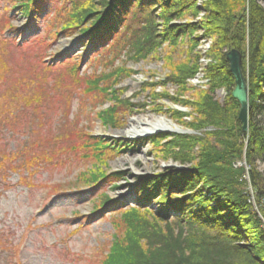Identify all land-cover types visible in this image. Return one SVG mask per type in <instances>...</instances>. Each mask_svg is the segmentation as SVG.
<instances>
[{"label":"trees","instance_id":"16d2710c","mask_svg":"<svg viewBox=\"0 0 264 264\" xmlns=\"http://www.w3.org/2000/svg\"><path fill=\"white\" fill-rule=\"evenodd\" d=\"M223 1L225 0H214L216 4L214 8H217L218 12L216 20L226 19L230 21L231 26L224 30L215 28L214 31L218 32L222 45L227 44L229 49L238 50L244 55L242 49L244 46L240 44L243 36L240 35L237 39L235 32L239 27L234 31L232 27L234 21L230 20L233 10L241 8L244 0H226L227 6ZM259 1L264 0H252L249 17L251 61L257 68L260 62H264V9L257 5ZM7 2L6 8L0 11V147L6 141L3 138L4 134L17 137L23 127L29 132L35 127L38 136L42 135L45 126L42 121L49 118L47 113L70 108L77 94L76 90L93 101L99 96L101 99L99 104L104 105L102 100H107L109 95L107 89L112 90L119 80L114 81L117 77L113 76L107 78L103 72L102 77H79L83 62L86 64L101 62L108 66L109 56L117 58L119 55V51L117 52L119 47L115 45L119 40H123L120 39L122 30L123 37L130 33L131 37L126 40L131 42L132 52L135 51L133 62L147 59L159 39V35L154 33L156 27L153 26V17L158 16L160 8L166 13H175L183 7L181 0H7ZM229 2L235 4V7L230 8ZM52 3H56L59 10L50 15L45 25L41 26V30L39 23ZM16 13L18 17L26 20L24 26L14 25ZM127 20L130 21L131 29L129 25L127 26ZM137 22H141L142 26H137ZM222 23L224 25V21ZM61 37L75 39L76 44L72 49L49 53L51 46L56 45V41ZM119 43L122 45L123 42ZM32 45L37 48L31 55L34 63L31 59L23 63L22 59L27 56V49ZM76 50L83 53L76 55L74 53ZM132 52H129V57ZM96 54L100 58L93 59ZM212 54L211 58L217 63L207 67V75L213 83L221 80L231 82L233 86L228 95V108L223 109L214 102L212 94L216 86L203 97H198L196 101L195 109L200 115L198 119L201 124L208 123L216 130L211 133L214 143H204L201 139L194 140L198 142L200 151L197 168L176 176L170 175L165 179L155 178L134 185L135 189L129 195L133 207L129 209L124 210L125 202L115 200L105 193L93 199L94 214L107 210L117 232L102 264H264V230L253 206L246 200L243 186L239 184L242 173L234 168V165L241 161L251 167L252 183L264 214V175L254 170L258 161L264 162V74L259 76V83L255 82L253 76L249 81L250 130L244 133L238 118L241 107L232 97L235 79L230 73L226 54L218 56L217 51ZM245 69L246 65L243 62L244 73ZM191 75L193 73L187 77ZM171 82L180 85L177 81ZM115 101L111 100L116 105L115 109L109 108L97 113L106 128L119 127L124 123V116L133 111L130 102L119 98ZM230 107L236 109L238 113L229 119L232 113ZM65 124L66 122L61 124L62 130L55 131L54 137L51 134H49L51 138L47 134L44 135L52 147L51 151L42 150L30 154L27 144L23 145V141L18 138H16L18 144L11 150L10 146L5 145L0 152L2 180L5 181L11 174L7 171L9 167L11 171L15 170V167H12L14 161L31 159L28 161L29 166L41 160L54 163L59 157L61 159L70 155L69 153L77 154L84 148L88 151L86 152L88 156L93 159L100 157L101 164L108 166L115 158L113 153L119 155L132 152L138 147L137 143L144 141L128 142L88 133L84 135L86 139H82L84 143L77 146L73 143L75 134H71V127ZM6 127L14 131L11 134L3 132ZM245 139L248 142L246 147L241 144V140L243 142ZM34 144L36 141L33 142V146ZM186 147L185 150L190 151L187 153L191 154V157L175 158L182 162L196 160L193 148ZM99 167L98 170H92L89 175L83 177L77 188L85 187L94 191L103 180L111 179L109 181L114 183L119 177H123L121 172L109 175L102 166ZM196 179L201 182V189L207 191L204 195L193 191ZM186 226L188 229H184ZM189 230H192L190 236L185 235ZM3 247L5 244L2 240L0 249L4 250ZM8 248L13 250L10 246Z\"/></svg>","mask_w":264,"mask_h":264},{"label":"rangeland","instance_id":"374dc122","mask_svg":"<svg viewBox=\"0 0 264 264\" xmlns=\"http://www.w3.org/2000/svg\"><path fill=\"white\" fill-rule=\"evenodd\" d=\"M181 1L183 7L175 13H166L160 8L157 12L158 16L153 17V26L156 27L154 33L159 35V39L147 59L133 62L132 57H134L135 51L132 52L131 42L126 40L131 37L130 33L123 37L122 30L120 39L123 40H119L115 45V47H119L117 49L119 55L117 58L109 56L108 66L101 62L95 64L83 62L79 77H98L103 72L105 77L113 76L118 78L114 81L119 80L118 85L114 84L112 90L107 89L109 95L107 100H102L104 105L99 104L101 102L99 96L93 101L92 98L89 99L81 91L76 90L77 94H75L70 108H66L65 111L60 109L47 113L49 118L42 121V124L45 125L42 135L38 136L35 127L29 132L23 126L17 137L13 138L9 134L3 135L6 141L1 144L0 152L5 145L6 147L10 146L11 150L18 144L16 139L18 138L21 142L23 141V145L27 144L30 154L42 150L44 152L51 151L52 147L44 135L51 134L54 137L55 131L62 130L60 129L63 127L61 124L65 122L66 126L71 127V134H75L73 143L77 146L84 143L82 139H86L84 135L88 133L97 137H112L128 142L144 141L137 143L138 147L132 152L119 155L113 153L115 158L108 163V166L101 164L100 157L93 159L88 156L86 153L88 151L84 148L77 154H75L76 152L69 153L70 155L61 157L63 160L59 157L54 163L41 160L37 164L29 166L28 161L31 159L14 161L12 167H15V170L11 171V168H8L7 171L11 174L5 181L2 180L0 174V244L2 246V240L5 244L3 247L5 249H0V264H102L101 262L109 252L117 232L107 210L94 214L93 199L97 195L105 193L115 200L125 202L123 209L126 210L133 207L129 195L135 189L134 185L150 179L176 176V174L189 172L198 167L200 151L198 142L194 140L201 139L204 143H214L211 133L216 130L208 123L201 124L198 119L200 115L195 109V105L198 97H203L216 86L212 94L214 102H217L223 109L229 107H227L228 95L233 88L231 82L219 80V82L213 83L210 76L207 75L206 69L209 65L217 63L211 58L212 52L216 53L217 51L218 56L226 54L227 57V53L232 51L227 44L224 46L219 42L218 32L214 31L215 28L224 30L231 24L226 19L222 20L224 25H222V21L216 20L218 12L217 8H214L216 5L214 0ZM243 2L241 8L232 9L230 20L234 21L232 26L234 31L239 27L235 32L237 39L240 35L243 36L240 41L241 46H244L242 47L244 55L241 53L242 64L244 62L246 65L243 74L249 85L251 76L254 77L255 82L259 83V76L264 74V62H260L261 64L257 68L251 61L252 42H250L249 34V17L252 0ZM7 3V0H0V11L6 8ZM223 3L227 6L226 0ZM257 5L264 9V1L257 2ZM228 6L234 8L235 4L229 2ZM58 10L59 7L56 3L50 4L47 12L42 16L39 29L42 30L41 26L43 27L50 15H54ZM10 14L12 15L13 12ZM126 22L131 29L130 21ZM141 22H137L136 25L141 27ZM25 24L26 20L16 17L14 21L16 27ZM120 41L123 42L122 45L119 43ZM55 44L51 46L49 53L72 49L76 41L61 37ZM34 46L27 49L28 53L25 57L27 59H22L23 63H27L30 59L34 63L31 58L37 49ZM129 52L133 53H131V58L128 56ZM74 53L77 55V53L82 54L83 52L76 50ZM95 58L100 57L96 54L93 59ZM192 73L193 75L187 77ZM172 80L179 82L180 85H175V82H171ZM118 98L130 102V108L132 107L133 111L124 116V123L119 127L106 128L97 113L109 108L113 109L116 105L111 100L115 101ZM229 109L232 112L229 119L234 118L238 113L237 110L231 107ZM163 117L177 129L174 131H152L142 138L134 135L132 124L135 121H152ZM35 121L38 120L35 119ZM231 126L234 125L231 124ZM12 131H14L12 128H7L3 132L11 134ZM24 131L26 136H24ZM28 133L29 135H27ZM55 136L57 137V135ZM34 141L36 144L33 146ZM242 143L245 147L248 144L247 140H243V142L241 140ZM186 146L193 148L192 152L193 156H196V160L182 162L176 159L191 157V154L187 153L190 151L185 150ZM99 166H102L109 175L121 172L123 177H119V180L114 183L109 181L111 179L103 180L94 191L87 190L85 187L77 188L80 185L78 183L83 180L82 178L89 175L90 171L98 170ZM255 166L254 170L263 176L264 162L258 161ZM234 168L242 173L239 177V184L243 186L246 200L253 206L264 230V214L258 203V194L255 191L254 183H252L251 167L241 161L237 162ZM200 183L199 179L195 180L194 185L196 186L193 191L204 195V192L207 191L201 189ZM115 186L121 188L118 189ZM184 229H188V227L186 226ZM190 231L192 230L186 231L185 235L190 236ZM6 242L8 246H6ZM9 246L13 250H10Z\"/></svg>","mask_w":264,"mask_h":264},{"label":"water","instance_id":"95a60500","mask_svg":"<svg viewBox=\"0 0 264 264\" xmlns=\"http://www.w3.org/2000/svg\"><path fill=\"white\" fill-rule=\"evenodd\" d=\"M227 54V60L230 64V73L234 76L236 86L232 92V97H234L241 107L239 118L243 132L247 133L249 131V114L251 107L249 106V85L243 74L242 54L238 50H232Z\"/></svg>","mask_w":264,"mask_h":264},{"label":"bare ground","instance_id":"6f19581e","mask_svg":"<svg viewBox=\"0 0 264 264\" xmlns=\"http://www.w3.org/2000/svg\"><path fill=\"white\" fill-rule=\"evenodd\" d=\"M132 131L134 135L139 137H144L145 134H150L152 131H163V130H168V131H174L177 129L176 126H174L170 121H168L165 117L159 118V119H153L152 121L150 120H141L140 121H135L132 124Z\"/></svg>","mask_w":264,"mask_h":264}]
</instances>
